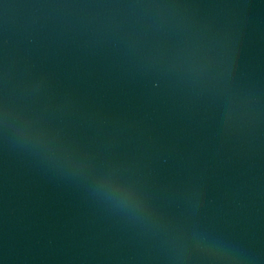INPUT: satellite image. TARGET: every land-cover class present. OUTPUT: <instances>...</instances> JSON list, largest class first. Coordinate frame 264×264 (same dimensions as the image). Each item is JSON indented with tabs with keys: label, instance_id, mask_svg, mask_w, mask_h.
Masks as SVG:
<instances>
[{
	"label": "water",
	"instance_id": "water-1",
	"mask_svg": "<svg viewBox=\"0 0 264 264\" xmlns=\"http://www.w3.org/2000/svg\"><path fill=\"white\" fill-rule=\"evenodd\" d=\"M0 264H264V0H0Z\"/></svg>",
	"mask_w": 264,
	"mask_h": 264
}]
</instances>
